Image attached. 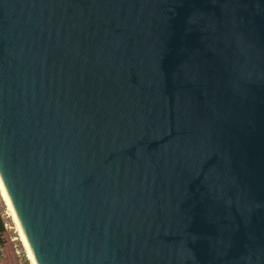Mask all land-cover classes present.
Returning <instances> with one entry per match:
<instances>
[{
  "label": "water",
  "instance_id": "water-1",
  "mask_svg": "<svg viewBox=\"0 0 264 264\" xmlns=\"http://www.w3.org/2000/svg\"><path fill=\"white\" fill-rule=\"evenodd\" d=\"M0 182L35 264H264V0H0Z\"/></svg>",
  "mask_w": 264,
  "mask_h": 264
},
{
  "label": "rangeland",
  "instance_id": "rangeland-1",
  "mask_svg": "<svg viewBox=\"0 0 264 264\" xmlns=\"http://www.w3.org/2000/svg\"><path fill=\"white\" fill-rule=\"evenodd\" d=\"M9 208L0 190V264H32Z\"/></svg>",
  "mask_w": 264,
  "mask_h": 264
},
{
  "label": "bare ground",
  "instance_id": "bare-ground-1",
  "mask_svg": "<svg viewBox=\"0 0 264 264\" xmlns=\"http://www.w3.org/2000/svg\"><path fill=\"white\" fill-rule=\"evenodd\" d=\"M0 190H1V192H2V197H3L4 201L6 202L7 206L10 207V208H9V209H11L10 211H12L11 214H12V217H13V219H14L16 225L18 226L20 232L22 233V231H21V229H20V226H19V224H18V222H17V219H16V217H15V214H14V212H13V210H12L11 205H10V202H9V200H8L6 194H5V191H4V189H3V186H2V184H1V182H0ZM21 235H22V242H23V245H24V247H25V249L27 250V253H28V258H29V260L31 261L32 264H35V262H34V260H33V258H32V255H31V253H30V250H29V248H28V246H27V243H26V241H25V238H24V236H23V233H22Z\"/></svg>",
  "mask_w": 264,
  "mask_h": 264
}]
</instances>
